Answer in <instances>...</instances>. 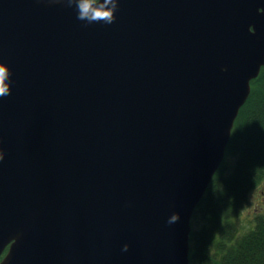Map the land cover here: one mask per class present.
<instances>
[{
    "label": "water",
    "instance_id": "1",
    "mask_svg": "<svg viewBox=\"0 0 264 264\" xmlns=\"http://www.w3.org/2000/svg\"><path fill=\"white\" fill-rule=\"evenodd\" d=\"M119 4L88 24L64 0H0V264H190L264 68V0Z\"/></svg>",
    "mask_w": 264,
    "mask_h": 264
},
{
    "label": "trees",
    "instance_id": "2",
    "mask_svg": "<svg viewBox=\"0 0 264 264\" xmlns=\"http://www.w3.org/2000/svg\"><path fill=\"white\" fill-rule=\"evenodd\" d=\"M231 136L226 159L191 219L190 264H264V213L248 231L236 221L264 180V68Z\"/></svg>",
    "mask_w": 264,
    "mask_h": 264
},
{
    "label": "clouds",
    "instance_id": "3",
    "mask_svg": "<svg viewBox=\"0 0 264 264\" xmlns=\"http://www.w3.org/2000/svg\"><path fill=\"white\" fill-rule=\"evenodd\" d=\"M59 2V0H58ZM69 7L75 6L77 19L86 21L88 24L103 21L105 24H112L116 20L115 13L119 10V0H64ZM12 69L9 64L0 61V97L11 95L13 88ZM5 151L0 147V161L5 157ZM180 214L174 213L168 219V224L177 223ZM125 245L124 250H128Z\"/></svg>",
    "mask_w": 264,
    "mask_h": 264
},
{
    "label": "rangeland",
    "instance_id": "4",
    "mask_svg": "<svg viewBox=\"0 0 264 264\" xmlns=\"http://www.w3.org/2000/svg\"><path fill=\"white\" fill-rule=\"evenodd\" d=\"M263 186H258L250 193V197L245 205V209L243 210L241 216L236 220L239 228L244 231H248L250 228V219L256 217V211L261 208V196L260 189Z\"/></svg>",
    "mask_w": 264,
    "mask_h": 264
},
{
    "label": "flooded vegetation",
    "instance_id": "5",
    "mask_svg": "<svg viewBox=\"0 0 264 264\" xmlns=\"http://www.w3.org/2000/svg\"><path fill=\"white\" fill-rule=\"evenodd\" d=\"M260 186H263L261 189H260V196H261V208L259 210L256 211L257 213V216L258 215H261V213H264V180L260 183ZM256 217L254 218H251L250 221V225L252 224L253 220L255 219Z\"/></svg>",
    "mask_w": 264,
    "mask_h": 264
}]
</instances>
